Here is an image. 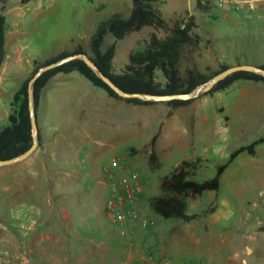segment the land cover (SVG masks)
Returning <instances> with one entry per match:
<instances>
[{"label":"rangeland","instance_id":"1","mask_svg":"<svg viewBox=\"0 0 264 264\" xmlns=\"http://www.w3.org/2000/svg\"><path fill=\"white\" fill-rule=\"evenodd\" d=\"M197 1L161 0L157 7L171 24L191 13L196 15L197 31L201 35L196 64L201 71L210 73L222 63H264V13L256 9L246 14L230 6L217 7L214 0L210 2V12H205L198 8ZM18 5L22 6L16 7ZM131 7L132 0L0 2V9L9 10L10 48L22 46L24 58L30 57L32 69L34 59L43 60L76 43L90 50L89 40L99 20L114 11L128 15ZM154 30L165 34L163 29L147 25L117 39L113 68L122 70L128 54L143 48ZM114 40L115 37L107 33L103 48ZM25 60L0 64V128L8 122L16 89L32 71L25 70L28 67ZM157 74L158 79L164 80L160 69ZM64 79L66 83L61 87L69 90V94L61 104L53 105L51 118L55 120L57 116L70 114L79 119L81 100L76 87L97 86L78 70L67 72ZM72 84L76 87L72 88ZM119 107L121 110H117L116 115L115 110L110 111L115 122L110 124V129L114 140L118 141L114 145H111L112 139L110 143H103L110 137L100 130L86 136L72 123L66 130L47 128L50 147L44 158L51 168L41 175L49 174L51 187L61 186L65 191L62 198L52 199L50 208L48 199L44 198L48 194V185H45L44 192H35L43 195V208L40 211L34 210V206L29 209V202L25 200L24 213L18 215L19 202L15 198L20 192L18 178L24 175L19 172L22 160L0 165V248L10 251L4 264H28L21 258V252L28 254L27 245L35 243L36 236L41 234L29 228L30 224L37 223V218L44 220L45 235L49 236L41 244L62 256L67 254L62 246L65 239L81 244L106 238L101 243L111 244L119 252L122 240L130 238L144 257L127 258L122 247V257L111 258L106 264L132 261L139 264H264V229L261 228L264 223V141L256 145L255 153L240 152L228 164L219 189L187 197V212L196 216L167 218L150 204L151 198L161 192V176L170 173L181 160L200 157L193 176L199 180L210 178L235 148L264 135V81L240 78L225 89L203 92L191 103L178 107L165 100L149 104L132 102ZM79 123L90 127L88 119ZM124 130L131 133L119 141L123 137L119 134ZM155 133H158L160 161L158 167H151L149 154ZM38 147L25 159L31 158ZM113 156L120 157L119 162L114 161ZM37 160L42 164L39 156ZM123 177L141 183L137 206L150 220L148 226L115 222L108 214V200L121 191ZM35 203L40 204L36 200H31L30 204ZM122 229L126 233L122 234ZM57 237L59 241L52 244ZM85 245L80 248L84 260Z\"/></svg>","mask_w":264,"mask_h":264},{"label":"trees","instance_id":"2","mask_svg":"<svg viewBox=\"0 0 264 264\" xmlns=\"http://www.w3.org/2000/svg\"><path fill=\"white\" fill-rule=\"evenodd\" d=\"M6 0H0L4 2ZM25 3L29 0H20ZM161 0H132V7L128 15L121 11H114L98 22L96 30L89 40L90 50L82 44L74 49H65L43 60L34 59V68L16 89L12 110L8 115V122L0 128V158H8L18 155L28 149L33 143V125L29 109V79L34 72L44 63L51 62L69 53L85 51L97 63V65L108 74L121 87L129 91H147L156 93H171L189 91L205 82L212 75L231 65L222 63L219 68L212 72L201 71L196 64V55L200 48L201 35L197 31V17L191 13L183 18L175 20L172 24L163 16L157 3ZM200 10L210 12L211 6L197 1ZM6 23L7 16L0 9V42L2 47V61L6 54ZM153 26L163 29L164 35L156 30L152 31L143 48L132 50L128 54V61L122 70L113 68V59L117 50V39L124 38L132 31L140 30L144 26ZM107 33H111L115 40L106 48L103 43ZM264 66V63H261ZM160 69L164 80L158 79L157 70ZM78 70L89 78L95 85L103 87L108 93L115 97L125 98L136 104H149L155 101L142 99L140 97H123L119 95L96 71L82 58H75L64 62L56 67L46 70L35 82L34 93L36 106L38 108L42 89L49 79L60 71L69 72ZM240 78L263 80L264 74L240 69L227 75L218 81L206 93H213L225 89ZM195 98H174L166 102L178 107L191 103ZM158 133L152 137V150L149 154L151 167L159 166V156L155 149ZM264 141V135L255 138L248 144L240 145L229 155L226 162L218 165L215 175L210 178L199 180L193 175L197 172L200 157L195 159L185 158L176 167L160 178L161 192L153 196L150 204L158 213L164 217H179L190 219L195 214L187 212L189 195L201 194L205 190L219 189L221 176L228 164L243 151L255 153L256 145ZM264 229V223L261 225Z\"/></svg>","mask_w":264,"mask_h":264},{"label":"crops","instance_id":"3","mask_svg":"<svg viewBox=\"0 0 264 264\" xmlns=\"http://www.w3.org/2000/svg\"><path fill=\"white\" fill-rule=\"evenodd\" d=\"M30 1V0H29ZM29 1L23 3L26 4ZM22 5H18L16 7H20ZM246 8L243 10H238V11H244L246 14L252 13L254 10L258 9L261 11V13H264V0H257L254 1V3L247 4L245 6ZM7 16V23H6V41L5 45L7 46L6 54L4 57V62H8L7 65L10 64H16V63H23L25 60L24 54H23V47L22 46H17L15 48L11 47L10 48V42H9V36H8V23H9V10H3ZM16 39V38H15ZM79 43L74 44L71 49H74ZM65 50V49H63ZM15 51V53H13ZM62 50H59L60 52ZM115 57V56H114ZM36 58V57H35ZM26 63L28 65L25 70H30L32 69L31 66L33 65L31 63L30 57H26ZM7 68V67H6ZM67 72L65 71H60L53 75L48 83L44 86V88L41 91L40 98H39V104L37 108V114H38V123H39V129H40V144L39 147L36 151V153L29 159H23L21 162V174H24L21 178H18V190L20 191L17 198L18 199V215H22L21 213H24L25 209V203L24 201L27 200L29 202L28 208L31 209L32 206H34V210L40 211L41 208H43V204H41L42 200L48 199V207L50 208L52 205V199L54 197L62 198L63 193L65 192L64 189L61 188V186H55L51 187V178L48 174L47 175H41L45 171H49V167L47 164V160L44 158L49 151L48 148L50 147L49 140L50 137L48 136L47 133V128H54V129H62L66 130L69 128L70 124L72 123L73 125H78L79 126V132L82 134H85L86 136H91L93 134V131L105 133L110 139L105 143H110L111 140V145L116 144L114 140V132L111 130V123H115L114 115L110 112L111 110H115V115L117 110H121V107L119 106H125L126 104L129 103L131 104L132 102L126 100L125 98H120V97H115L112 96L108 93L106 89L103 87H100L96 85V88L92 87H84V88H79L78 86L72 84V88L76 87V93H79V100L80 102V118L77 119L75 115L70 114H65L62 116H57L55 120L51 118L50 111L53 109V105L56 104H61L63 99L68 96L67 93L69 94V90H64L61 86H64L65 82V75ZM67 86V85H66ZM68 89V86H67ZM68 91V92H67ZM66 93V94H65ZM64 103V102H63ZM136 104V103H134ZM168 107V112H169ZM168 115V113L166 114ZM172 115V114H171ZM75 116V117H74ZM83 119H88L90 121V127L86 128L84 124H80L79 120ZM48 122V123H46ZM78 122V123H77ZM144 124H147V120L144 121ZM123 134H119V137L123 136L122 138H119L120 140H124L126 136H128L131 132L128 130H124L122 132ZM171 132L167 136L170 135ZM156 134V133H155ZM154 134V135H155ZM121 135V136H120ZM153 135V136H154ZM124 138V139H123ZM116 139L118 137L116 136ZM157 140V139H156ZM155 149L157 153L159 154V145L158 141L155 143ZM152 150V149H151ZM151 152V151H150ZM45 155V156H44ZM39 156V159L42 161V164H40V161L37 160V157ZM113 160L119 162L120 157L113 156ZM55 173V172H52ZM47 180V181H46ZM46 183V184H45ZM28 186L26 189L25 186ZM45 185H48V194L43 195L41 193L35 194L37 191H43L45 190ZM59 185V184H58ZM26 189V192H25ZM34 197V199H33ZM31 200H36L40 202V204H33L31 205ZM66 207H64L63 210H65ZM23 211V212H22ZM37 213V212H36ZM16 214V213H15ZM36 220L37 223H33L29 225V228H33L36 231L39 230L41 233L39 236H36V242L31 244L29 243L26 248L28 250V254L25 252H21L25 262L28 264H87L91 262L92 264H106L108 263L111 258L113 260H119L122 252V247L125 248V253L127 258L131 257H139L143 258V254L138 250V247L134 245V240L133 239H125L122 240L120 243L121 248L119 249V252H116L111 244H104L101 242L106 241V238L102 240L101 242L94 241L93 243H87L85 241H82L81 244H79L76 241L71 240L70 238L67 240L65 239V243H62V246L65 247L66 249V255L62 256L57 254L54 251H51L49 248L43 246L41 242L49 237L48 235H45V232L47 231L46 228L44 227V224L42 219L37 218ZM33 230V231H35ZM76 237L79 238L78 235ZM46 241V240H45ZM59 241V238L57 237L55 241L52 242V244H56ZM86 244L87 252L84 253V258H82V255L80 254V248H82V245ZM107 248L108 250H105ZM114 251V252H113ZM114 255V257H112Z\"/></svg>","mask_w":264,"mask_h":264},{"label":"water","instance_id":"4","mask_svg":"<svg viewBox=\"0 0 264 264\" xmlns=\"http://www.w3.org/2000/svg\"><path fill=\"white\" fill-rule=\"evenodd\" d=\"M75 58H82L84 59L90 67H92L96 73L106 81L119 95L123 97H140L142 99L159 101V100H170L174 98L180 99H187V98H195L199 96L201 93L208 91L211 89L218 81L225 78L227 75L231 74L232 72L240 69L251 70L255 72H259L264 74V66L261 64L256 63H238V64H231L228 67L220 70L219 72L212 75L209 79L205 82L200 83L193 89L189 91H182V92H171V93H156V92H147V91H129L121 87L113 78H111L108 74H106L98 65L97 63L90 57V55L85 51H77L73 53H69L63 57L55 59L51 62L44 63L34 72V74L29 79V109L30 115L33 125V143L31 146L26 149L24 152L8 157V158H0V165L10 164L16 161L23 160L30 156L33 151L37 148L40 142V129L38 123V114H37V106L35 100V93L34 87L35 82L39 76H41L46 70L56 67L64 62ZM2 62V47L0 42V64Z\"/></svg>","mask_w":264,"mask_h":264},{"label":"built area","instance_id":"5","mask_svg":"<svg viewBox=\"0 0 264 264\" xmlns=\"http://www.w3.org/2000/svg\"><path fill=\"white\" fill-rule=\"evenodd\" d=\"M212 0H202L203 3L209 4ZM256 0H214L217 7H233L236 10L243 9L247 4L254 3ZM121 191L110 197L107 203V212L115 222L120 223H140L148 226L150 220L142 215V211L138 208V196L142 190V185L138 181H132L127 177L120 180ZM121 233H126L125 229ZM10 251L8 248H0V264L8 261ZM129 264H139L132 261Z\"/></svg>","mask_w":264,"mask_h":264}]
</instances>
